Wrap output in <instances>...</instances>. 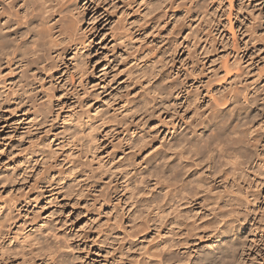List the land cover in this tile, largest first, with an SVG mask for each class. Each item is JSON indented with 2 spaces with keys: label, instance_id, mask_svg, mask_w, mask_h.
<instances>
[{
  "label": "clouds",
  "instance_id": "1",
  "mask_svg": "<svg viewBox=\"0 0 264 264\" xmlns=\"http://www.w3.org/2000/svg\"><path fill=\"white\" fill-rule=\"evenodd\" d=\"M216 2L220 4V15L215 17L217 27L210 30L209 39L214 34L222 39L219 21L226 14L224 4L227 0ZM212 4L213 0H183L180 7L186 9V23H190L193 13L207 16ZM166 6L175 7V3ZM147 7L148 3H145L140 11ZM240 7L247 11L249 0H241ZM260 8H264V0L259 8L252 9L259 13V18L254 19L245 31L248 36L246 47H251L253 42L264 43V35L257 34L264 28V12H260ZM129 9L136 12L137 0H124L123 3L120 0H0V17H4L0 21V77H4L0 79V121L4 119L6 106H28L34 117L26 126V138L41 137L47 132L69 146L74 157L78 154V158L65 160L62 165L50 164L38 183L30 188L25 185L27 191L22 190L19 195L13 192L0 205V252L12 249L14 246L9 241H15L21 245L17 255L24 257L23 264H85L87 258L79 254L81 245L91 251L89 233L96 231V226L89 225L77 231L73 227L74 221L65 219L64 206L56 199L55 192L64 188L66 178L73 176V170L79 171L85 176L84 183L73 184L67 194L81 197L83 192L82 198L89 201L88 212L99 217L102 216L99 205L114 203L121 198L125 188L135 185L151 171L168 180L167 194H164V187L155 193L149 192L152 181L147 179L145 186L136 187L137 194L147 192L151 197L145 202L151 212L145 213L147 219L143 228L158 229L159 217L169 210L175 211L165 222V235H158V242H154L157 249L163 250L153 256L150 249L145 256H152V259H142L140 264H264V72L248 79L250 62L241 59L243 49L232 55L230 67L236 68L239 62L238 74L222 86L228 90L220 98V107L205 98L213 91L219 96L220 89L214 88L216 72L202 71V54L195 52L190 57L191 63L186 64L187 73L181 72L173 78L169 71L160 75L159 80L155 77L161 72V64L141 65L137 59L129 71L145 75L148 85L140 84L142 93L135 100L126 91L121 93L127 108L114 115L109 108L89 111L87 103L100 100L102 104L104 92L118 73H103L100 77L103 83L95 90L86 80L76 83L68 79L63 91L69 97H75L74 107L71 112L66 107L62 117L58 115L57 98L52 94L60 89V82L54 83V77H44L52 85L51 90L46 91L40 76L34 74L33 70L42 74L66 67L75 80H79L81 74L88 76L91 72L89 53L96 47L97 38L103 39L102 31L111 24L108 13L114 11L123 15L110 33L116 45L108 49V55L112 56L118 48L133 54L143 53L145 46L137 49L133 42L137 29L129 27ZM158 19H164L163 13ZM203 30L202 25L194 35L198 36ZM116 59L118 57L114 56L109 60V68ZM261 62L264 63V57ZM258 66L252 64V67ZM4 68H8L7 74L3 72ZM7 75H18L19 79L9 87ZM194 76H207V84L198 78L190 85L188 79ZM129 84L135 86V77ZM133 108L136 110L132 111ZM185 108L191 116L185 113ZM12 111L15 115L16 110ZM125 111L129 112L128 116L124 115ZM106 116L113 122L107 135L100 123ZM155 119L159 120V125L152 129L149 122ZM129 122L135 125L134 129L124 128ZM53 126L60 131L53 132ZM117 126L124 135L116 148L122 152L128 150L123 159L116 161L113 152L104 160L96 157L95 164L89 163L93 154L105 147L104 140L111 143L117 139ZM20 127V124L11 125L12 134ZM93 128L95 130L89 135ZM73 137L77 139L73 140ZM156 141L162 143L158 149H153ZM3 143L0 140V144ZM33 148L40 149L41 155L45 151L51 152V145L43 141L31 146L30 150ZM149 150L152 154L147 159H138L141 153ZM4 167L5 164H0V168ZM24 167L23 177L17 178L13 169L11 176H0V185L24 181L35 175L27 170L28 163ZM57 167L59 172L55 177L51 176L50 171ZM105 176L111 177V182L105 183L104 193L98 194L97 200L93 201L96 182L103 181ZM53 188L55 192H51L47 203L53 210L50 214L40 215L44 212L40 201ZM28 191L36 194L34 200L28 196ZM128 204L137 210L140 208V202L134 197ZM76 206H80L79 199ZM28 207L36 214L28 212L23 223L17 224L22 210ZM119 207L114 210V216L119 214L122 220L128 213H120ZM114 216L99 228L97 237L92 240L93 244L107 250L112 260L105 258L95 264H120L116 250L122 251L121 243L129 237H115V229L124 225L113 223ZM172 224L176 226L170 227ZM246 232L248 237L242 239ZM10 260L11 255H4L0 257V264H9Z\"/></svg>",
  "mask_w": 264,
  "mask_h": 264
},
{
  "label": "rangeland",
  "instance_id": "2",
  "mask_svg": "<svg viewBox=\"0 0 264 264\" xmlns=\"http://www.w3.org/2000/svg\"><path fill=\"white\" fill-rule=\"evenodd\" d=\"M123 2L124 0H120V3ZM151 2V0H137L136 12L133 13L131 9H129V27L135 26L137 29V34H134L133 42L137 49H139L141 46H145V51L143 53L137 51L136 54H133L125 48H118L112 56L108 55V49L110 47H115L116 45V40L110 35V33L112 32L115 24L120 21L123 15L122 12H109L108 16L111 18V24H109L108 27L102 31L101 35L103 39L97 38V40L94 42L96 47L89 53L91 58L90 74L88 76L81 74L80 79L75 80V78L68 73L65 67L64 69L57 68L55 71L56 73L54 72V74L49 77H54V83L59 81L61 85L60 89H58L55 93H52L57 98L55 103H57L60 108V112L58 113L59 116L62 117L65 115L64 109L66 107L68 108L69 112H71L74 107L72 101L75 99V97H69L63 91L64 84L68 79H73L76 83L86 80L88 81L89 86L95 90L97 85H101L103 83V81L100 79L101 75L108 71L118 74L112 78L110 82V88L104 92L102 104L100 100H97L96 103L88 101V110L100 112L103 108H109L111 110V114L114 115L122 108H127V105L125 104V98L121 95V93L126 91L128 95L133 100H135L142 93L140 84L143 83L146 86L148 85V80L145 75L141 74L140 72L133 73L129 71L131 67L135 66L137 59L141 65L152 62L161 64V72L155 77L156 80H159L160 75H163L169 71L172 72L173 78L177 75H180L181 72L187 73L188 68L186 67V64L191 63L190 57H192L194 52L200 53L202 54V63L200 65L201 70L206 71L209 74L216 72L217 79L215 85L220 83L222 84L232 74H238L239 62H237L236 68L230 67V64L233 62L232 55L237 53L240 49L244 50V54L241 55V59L250 62L248 67L251 69V75L252 73L255 74L258 68H263L264 63L261 62V58L264 57V43L253 42L251 47H246L248 43V36L245 34L246 29L252 26L253 20L259 18V13H254L252 9L259 8L261 0H249V8L247 11L240 7L241 0H227V2L224 4L226 14H224L222 19L219 21V37H222V39L217 38L215 34L211 39H209L210 30L217 27V25L214 23L215 17L220 15L218 11L220 4L217 3L216 0H213L212 7L208 9L207 16H205L203 13H193L191 15L190 23H186L185 14L179 12V9L175 11L169 9L168 14H163L164 19L156 22L154 26H150V28L146 30L147 32H144V35L139 31L140 24H143L142 22L146 17H148L146 19H149V17L159 12V10L158 12L156 11L157 9L153 11L154 9L151 7ZM181 2H183V0H177L178 4H181ZM145 3H148V7L144 9L143 12H141L140 9L144 7ZM99 11L103 12L105 9H99ZM259 11L264 12V8H260ZM159 13L161 17V10ZM202 25L204 26L203 32H201L198 36L194 35V32ZM101 27L103 29V25H101ZM173 33H177V35L174 36ZM257 34L264 35V28L260 29ZM214 48L215 51H212ZM114 56L118 57V59H116L111 65V68H109L108 62L109 60H112ZM105 57H107V59H105ZM129 57H131V59H129ZM68 60H71V57H68ZM254 63L258 64L259 66L252 67V64ZM117 64L119 65L118 68ZM75 70V66H73V71ZM125 73L128 74L126 75ZM133 77H135L134 87L130 86L129 84V81H131ZM194 78L202 79L204 83H207L208 79L207 76H194L188 79V83L190 85L192 84L193 80H195ZM222 78L224 80H222ZM45 81L46 91H50L52 85L48 84L47 80ZM85 99L87 98L85 97ZM136 107H139V105ZM135 110L136 108L132 109V111ZM186 113L191 116L189 110H187ZM124 115L128 116L129 112L125 111ZM32 119L33 117L27 115L25 112H22L15 116L6 115V120L4 116V119L0 121V129H2V131H0V140L4 141L3 144H0V164L6 165V167L0 168V176H11L13 174L12 170L15 169V176L17 178L23 177L26 171L24 167L26 163L29 164V168L27 170L35 173L34 176H29L27 180L13 182L12 184L3 183V185H0V202L2 201L0 205H2V203L7 198L11 197L13 192L19 195L22 190L27 191L25 185L30 188L33 184L38 183L42 179L44 170L48 169L50 164L62 165L65 160L78 158V154L74 157V154L69 146L60 143L55 136L50 135L47 132L41 137L32 135L26 138V126L28 123H31ZM100 123L104 125L105 135H107L108 131L113 126V122L106 116L100 121ZM13 124L21 125L20 128L16 129L14 135L11 132V125ZM158 125V119L149 122V127L152 129H155ZM124 128L134 129L135 125L129 122V124L125 125ZM94 130V128L90 129L88 134L90 135ZM52 131L58 133L60 129L53 126ZM116 132L117 139L111 143L108 140H104L105 147L100 152L94 153L89 159V163L95 164L96 157H99L100 160H104L113 152H115L116 161L123 159L125 153L128 150L125 149L123 152L119 151L117 150L116 145L121 142L124 133L118 126L116 128ZM76 139V137H73V140ZM39 141H43L51 145V152L45 151V153L41 155L39 154L41 151L40 149L30 150V146L37 144ZM160 143H162V141H156L153 144V149H158ZM8 153H11L12 155L9 156ZM151 154V150L141 153V156L138 157V159H147ZM112 163L114 165L115 161ZM58 172L59 167L52 169L49 174L55 177ZM111 179V177L105 176L103 181L98 180L96 182V190L92 191L93 201L97 200L98 194L104 193L105 183H110ZM145 179L152 181V187L148 189L149 192L155 193L159 190L155 187V181L160 180V175L154 174L150 171L147 173L146 177L142 176L135 185H129L127 188H125L120 199L116 200L114 203H103L99 205L102 211V216L98 217L96 213L88 212L89 201L85 198H82L84 195L83 192H81V197H74L67 194L69 193V190L72 188L73 184H83L85 181L84 175H82L77 170H73V176L66 178L65 186L61 191L55 192V189L53 188L49 193H46V198L40 201V206L44 208V212L39 214L47 215L51 213L53 209L48 208L47 203L48 200L51 199V192H55L56 199L59 200L64 206V212L66 214L65 219H71L74 221L73 227H75L77 231L83 230L89 225L96 226L97 230L89 233L88 244L91 248V251H87L84 245H81V252L79 253L82 257L87 258L85 264H95L96 261L103 260L105 258L112 260V255L109 254L107 250L99 247L96 244H93L92 240L97 237L99 228L102 227L103 224L110 218H113L114 210L123 204V207H119V211L120 213L127 211L128 214L124 215L122 220L121 215L116 214L114 216L113 223L122 222L124 225L123 228L118 226L115 229L114 235L118 239L123 238L124 236H128L129 239L122 241L120 246L122 251L116 250V259L118 262H120V264H130L132 261L131 259H139L138 254L140 250L142 251L144 250L145 246L154 244V242L157 241V235L163 234L164 236L167 230L164 227L163 230L162 227H160V230H148L149 232L147 235H145V238L142 237L144 236L142 235L143 233L135 237L132 234L133 230L139 227V229H141L143 227L142 225L147 219L145 213L151 212L150 206L147 208V203H145L147 201L145 199L150 197L148 193H136L137 186H145ZM87 191H91V189H87ZM27 194L33 200L35 199V193L28 191ZM133 197L136 199V201L140 202L139 210H137L136 207L128 204V201L133 199ZM77 199L80 201L79 207L76 206ZM22 204L23 201L20 202V205ZM20 205H18V207H20ZM28 212H34V209L32 207L23 209L21 219L16 223L22 224ZM68 213H72V215L68 216ZM169 213H171V211ZM34 214L36 213L34 212ZM77 217H79V219H77ZM172 225L170 227H172ZM14 231L15 228L13 232ZM159 232H161V234H158ZM248 235L249 233L246 232L242 239L248 237ZM152 238L153 240H151ZM9 243L13 244L15 249L17 246H21L15 241H9ZM14 247L13 250L15 252ZM13 250L11 249L10 251L12 252ZM249 251L251 252V249H249ZM2 253L3 252H0V257L4 256ZM13 253L11 254V260L9 261V264H11V261L18 259L17 257L14 259L15 256Z\"/></svg>",
  "mask_w": 264,
  "mask_h": 264
},
{
  "label": "bare ground",
  "instance_id": "3",
  "mask_svg": "<svg viewBox=\"0 0 264 264\" xmlns=\"http://www.w3.org/2000/svg\"><path fill=\"white\" fill-rule=\"evenodd\" d=\"M152 2V6L151 7H153V11H155L156 9V11L158 12V10H159V12H160V10H161V13H163V14H168V10L169 9H172V10H180L179 12H181L182 14L184 13L185 14V12H186V9H183V8H181L180 7V4H178L177 3V0H151ZM179 2V1H178ZM167 3H175V7H167L166 5H167ZM182 3V2H181ZM173 11V12H174ZM155 13L154 15H152L151 17H149V19H146V18H148V17H146L145 18V16H144V18H145V20H143V24H140V23H138V24H140V26H139V31L141 32V33H143L144 35H145V31L148 29V28H150V26H154V24H156V22H158V21H161V19H158L159 17H160V13ZM147 14H149V13H147ZM183 16V15H182ZM143 18V17H142ZM4 19V17H0V21H2ZM149 21H151V23H147V22H149ZM160 25V24H159ZM150 30V29H149ZM148 30V31H149ZM147 32V31H146ZM143 34H141V35H143ZM148 34V33H147ZM187 36V35H186ZM61 45H57L56 47H60ZM226 69V68H225ZM232 70V69H231ZM8 68H4L3 69V72L5 73V74H7L8 73ZM56 71V70H55ZM55 71H50V72H47V73H35V70H33V72H34V74L35 75H38V76H40V81H41V85H42V87H43V89L44 90H46V87H45V83H46V81H45V79H44V77H50L52 74H54V72ZM236 71V70H235ZM261 72H264V64H263V68L262 69H260V68H258V70H257V72H255V74H253L252 73V75L250 74L249 76H248V79L249 80H252L253 78H254V76L255 75H257V74H259V73H261ZM56 73V72H55ZM227 73V72H226ZM225 74V73H224ZM237 75V73L236 74H232V75H230L222 84L220 83V84H216V85H214V88L215 89H220V93H219V96L216 94V92L215 91H213V93L211 94V95H206V100L207 101H211L213 104H216L218 107H220L221 105H220V98H222L223 97V95H224V92L225 91H227L228 89H225V88H222V86L223 85H226V84H228V82L230 81V80H232L235 76ZM221 76V75H220ZM0 79H4V77H0ZM19 79V77H18V75H7V85L10 87L11 85H13V84H15L16 83V81ZM195 79V78H194ZM198 79V78H197ZM193 80V79H192ZM219 80V79H218ZM222 80H224L223 78H222ZM219 83V82H218ZM207 83L205 82V85H206ZM208 105L207 104H205V107H207ZM12 109H15L16 111H15V115H17V114H20V113H22V112H25V113H27V115H29V116H31V117H34V113L33 112H30L29 111V109H28V106H24V107H22V108H16V105L15 104H12V105H9V106H6V110L4 111V113H3V115L5 116V120H6V115L7 116H9V115H13V116H15L14 114H13V111H12ZM187 110H189L188 108H185V113H186V111ZM4 120V121H5ZM31 147V146H30ZM34 149V148H33ZM178 149H172L171 151H177ZM168 184V180L166 179V178H163L161 175H160V180H156L155 181V187L156 188H158V189H160V188H162V187H164V194L166 195L167 194V188L165 187L166 185ZM3 185V184H2ZM154 190V189H153ZM151 199V197H148V199H145V200H147V201H149ZM146 201V202H147ZM2 202V201H1ZM0 202V203H1ZM4 203V202H3ZM3 203H2V205H3ZM147 208L149 207V205L147 204V206H146ZM151 208V207H150ZM171 211V213H169ZM175 210L174 209H172V210H169V212H167V213H165V214H162L160 217H159V223H160V227H162V230L165 228V222H166V220L167 219H170L171 218V214L174 212ZM150 213V212H149ZM167 216H169V217H167ZM145 219V218H144ZM141 224V223H140ZM137 225V224H136ZM143 226V225H142ZM176 225L175 224H173L172 225V227H175ZM137 227H138V225H137ZM160 227L158 228L159 230H160ZM164 227V228H163ZM140 228V227H139ZM139 228H137V229H135V230H133V232H132V234H133V236L135 237V236H138V235H140V234H142V235H144V236H142V237H144L145 238V235H147L148 234V230L149 229H145V228H141V229H139ZM14 230V229H13ZM157 232H158V230H157ZM158 234H161V232H159ZM162 236H163V234H161ZM161 235H159V236H161ZM158 236V235H157ZM133 237V238H134ZM134 240V239H133ZM146 240V239H145ZM151 240H153V238L151 239ZM155 240V239H154ZM149 241V240H148ZM153 242V241H152ZM157 242V241H156ZM17 243V242H16ZM143 245V244H142ZM20 247L21 246H17V248L15 249V247H14V249H15V252H14V250H13V248H12V252L10 251L11 249H9L7 252H3L2 254H4V255H11L13 252V254H14V259L17 257L18 259H16V260H13V261H11L10 263L11 264H23V262H24V257L23 256H21V255H17V253H19V251H20ZM151 249V252H152V255L154 256L155 255V253L157 252V251H161V250H163L162 248L161 249H157L155 246H154V244H152V245H150V246H145L144 247V250H140V252H139V254H138V256H139V259L137 258V259H135V258H133V259H131L132 261L130 262V264H140V261L142 260V259H152V256H148V257H146L145 256V254L146 253H148L149 252V250ZM135 252H137V251H135ZM141 256V257H140ZM131 258V257H130ZM135 259V260H134ZM134 261V262H133Z\"/></svg>",
  "mask_w": 264,
  "mask_h": 264
}]
</instances>
